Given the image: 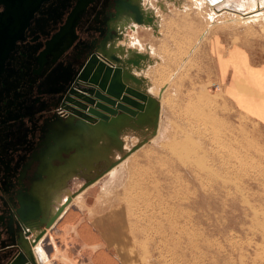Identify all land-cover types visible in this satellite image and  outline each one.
<instances>
[{
  "label": "rangeland",
  "instance_id": "obj_1",
  "mask_svg": "<svg viewBox=\"0 0 264 264\" xmlns=\"http://www.w3.org/2000/svg\"><path fill=\"white\" fill-rule=\"evenodd\" d=\"M144 9L154 26L126 29L119 46L137 40L132 50L148 56L133 71L161 105L159 124L124 129L121 149L99 140L96 168L53 191L50 218L72 199L67 210L103 228L124 264H264V127L227 99L211 55L215 39L264 41V10L210 19L211 7L191 0H145Z\"/></svg>",
  "mask_w": 264,
  "mask_h": 264
},
{
  "label": "flooded vegetation",
  "instance_id": "obj_2",
  "mask_svg": "<svg viewBox=\"0 0 264 264\" xmlns=\"http://www.w3.org/2000/svg\"><path fill=\"white\" fill-rule=\"evenodd\" d=\"M144 1L0 0V264L20 255L28 228L51 219L53 191L87 173L79 165L80 175L61 174L73 164L71 145L83 143L79 130L71 142L73 119L62 106L119 33L124 39L128 17L148 15ZM251 1L227 6L244 10ZM97 137L85 152L94 160Z\"/></svg>",
  "mask_w": 264,
  "mask_h": 264
},
{
  "label": "crops",
  "instance_id": "obj_3",
  "mask_svg": "<svg viewBox=\"0 0 264 264\" xmlns=\"http://www.w3.org/2000/svg\"><path fill=\"white\" fill-rule=\"evenodd\" d=\"M211 55L218 82L227 99L240 113L264 127V41L248 46L242 43L227 45L222 39H215ZM136 121L132 120L133 123ZM81 215L71 208L49 231L46 244L42 243L48 264H59L64 254L67 261L62 264H124L106 231L91 218ZM59 236L66 244L64 252L63 249L60 251Z\"/></svg>",
  "mask_w": 264,
  "mask_h": 264
},
{
  "label": "water",
  "instance_id": "obj_4",
  "mask_svg": "<svg viewBox=\"0 0 264 264\" xmlns=\"http://www.w3.org/2000/svg\"><path fill=\"white\" fill-rule=\"evenodd\" d=\"M133 19L138 25L153 24V17H147L142 12H137ZM144 58L145 56L136 54V57L123 61L117 56L115 49L111 53L102 52L98 61L83 78L86 86L74 90L68 99L67 106L73 119L69 123L70 130H79L83 134L98 130V133L110 136L115 143H121L118 141V131L127 125L126 122L136 119L138 125L146 126L150 125L152 116L156 117L157 122L160 111L158 103L145 91L136 87L142 84V80L136 78L126 68V65L139 67L140 61ZM117 164L111 165L109 169ZM106 174L103 172L99 178ZM91 184L92 182L87 183L82 190H86ZM63 209L46 222V228L54 224ZM44 234L43 231L34 244L47 236V234L43 236ZM20 251V255L9 264H37L28 241L21 244Z\"/></svg>",
  "mask_w": 264,
  "mask_h": 264
},
{
  "label": "bare ground",
  "instance_id": "obj_5",
  "mask_svg": "<svg viewBox=\"0 0 264 264\" xmlns=\"http://www.w3.org/2000/svg\"><path fill=\"white\" fill-rule=\"evenodd\" d=\"M194 4H195V6L197 7V8H204V6H210L211 7V13H209V18L211 19V18H213V17H215L216 16V13L218 14V12L219 11H221V10H223V9H227V10H229L230 12H233L234 14H239V15H243V16H252V15H255V14H258L260 11H262V10H264V3L263 2H261V3H258V2H256L255 4L254 3H251L250 4V6H246L247 8H244V10H238V11H235L234 9H231L229 6H227L228 4H225V2H226V0H191ZM260 1V0H259ZM262 1V0H261ZM254 2V1H253ZM138 3H139V0H138ZM263 3V4H262ZM233 4V3H232ZM140 5V4H139ZM225 5V6H224ZM141 7V6H140ZM239 7V6H238ZM141 9H142V7H141ZM219 9H221V10H219ZM145 10V9H144ZM143 11V10H142ZM223 12V11H222ZM263 12V11H262ZM144 13V12H143ZM145 14V13H144ZM145 16H151V17H153V24H143V25H150L151 27H153L154 26V16H152V14H150V13H148V15H146L145 14ZM264 17H262L261 19H263ZM127 20H133L134 21V19L132 18V17H128V19ZM131 21H129L125 26H124V28H126L127 30H129V29H131V30H133V31H135L137 28V23L134 21V22H131ZM139 26H142V25H139ZM144 28V27H143ZM139 29V28H138ZM119 32V31H118ZM123 39V36H122V34H120L119 33V37H118V40H122ZM118 40H116V41H118ZM116 41H114L113 43H111L110 45H109V52H111V51H113L114 49H115V51H116V53H117V56L118 57H120L123 61H125L126 59H129V58H134V57H136V54H140V53H137V52H134L132 49H134L137 45V43H136V41L137 40H135V42H131L130 41V39H128L126 42H124V43H122L121 44V47L119 46V44H118V46H116ZM125 43L127 44V45H125ZM131 48V49H130ZM137 48V47H136ZM126 49V50H125ZM131 50V51H130ZM141 55H143V54H141ZM143 56H145V58L144 59H142L141 61H140V65H139V67H135V66H129V65H126V68L128 69V71L132 74V75H134L136 78H138V79H141L142 80V84H140L139 86L137 85L136 87H139L140 89H142L143 91H145L146 92V94H148L150 97H152L153 99H155L153 96H151L152 94H151V92H148L147 91V89H146V85H145V80L143 79V78H140V77H137V75L136 74H134V71H133V68L134 69H138V71L143 67V63H145V62H147L148 61V56L147 55H143ZM132 85H134L133 83H131ZM84 86H86L85 85V83H81V87H84ZM135 86V85H134ZM153 93V92H152ZM156 100V99H155ZM156 102L158 103V105H159V107L161 106L160 104H159V102L156 100ZM67 104H68V100H67ZM62 110L63 111H65L66 113H67V115H69V116H71V110L68 108V106L66 105V106H62ZM160 113V112H159ZM66 115V116H67ZM155 120H156V117H154V116H152V117H150V125H146V126H142V125H138V124H136V123H133L132 121H130V123H128L127 125H124L123 127H121L120 129H119V131H118V141H120L122 144L120 145L119 143H115L114 141H113V139L110 137V136H108V135H106V134H100V133H98L97 131L98 130H95V131H91V132H89V133H86V132H84V134L83 133H80L79 135H80V137L82 138V141H83V143H80L79 145H71V144H69V145H71L72 147L70 148V149H74L73 150V152L72 153H70V155H69V158L67 159V161H66V165H68L69 164V162H72L73 164H70L69 166V169L68 170H64V169H62L61 171V174L63 175V174H67V172H72V173H74L76 176L77 175H80V172L82 171L83 172V170L82 169H80V167L82 166L83 168H85V170L87 171V173L86 174H89L90 173V171L91 170H93L94 168H95V164L97 163L95 160H94V158H91V157H89V156H91L90 154L88 155V154H86L85 152H86V150H88V152H89V148H91L92 146H91V144H89L88 143V140H92V138H93V136H94V134L95 133H97V143H98V141L99 140H105L106 142L108 141V139L109 140H111V143L113 144V145H115V146H117L119 149H121V148H123V141L120 139V135H121V133H122V131H124V129H131L132 131H134V132H140V131H142V130H144V129H146V128H157V126H158V124H157V122H155ZM156 124H157V126H156ZM146 127V128H145ZM75 132L76 131H69V135H70V139H71V142H72V136L73 135H75V136H77L76 134H75ZM100 134V135H99ZM105 137H107L108 139H105ZM86 140H85V139ZM76 140H78V136H77V138H76ZM87 141V142H86ZM109 143V142H108ZM80 148L82 149V150H80ZM85 150V151H84ZM100 151V150H99ZM106 151H109V150H106ZM75 155H80L81 156V158H83L82 157V155H87V157L90 159L89 161H80L79 159H81L80 157L79 158H75L76 156ZM108 159V158H107ZM106 159V160H107ZM78 160H79V162H78ZM121 162H123V161H121ZM121 162H119L118 164H117V166H115V167H118L120 164H121ZM80 165V167H79V169L80 170H78V166ZM111 169H113V168H111ZM110 170V169H109ZM108 172H110V171H108ZM108 172H106V173H108ZM83 174V173H82ZM84 176V175H83ZM100 177V176H99ZM99 177H96V178H93V179H90V180H88L83 186H85L87 183H89V182H92V184L86 189V190H88L89 188H91L95 183H97L99 180H101L102 178H99ZM66 178V177H65ZM83 188V187H82ZM86 190H80V191H78V193H76V194H82L84 191H86ZM68 191V190H67ZM67 193V192H66ZM46 194H47V191H46ZM72 196V195H71ZM75 196H77V195H75ZM71 201L69 202V200L66 202V203H64V205L62 206V208L61 209H63V211H62V213L58 216V218H57V221L58 220H60L64 215H65V213L67 212V211H69V210H67L68 208H69V205L71 204V202H72V199H70ZM78 203L79 204H82L83 205V203H84V200L83 199H79L78 200ZM60 204V203H59ZM58 211H60V209L59 210H57V211H55L54 213H53V216H55V215H57V213H58ZM46 217V222L47 221H49L48 219H47V215L45 216ZM52 219V218H51ZM46 222L44 223V224H41V226L40 227H35V228H28V230H29V232L27 233V239H28V244L30 245V248L32 249V251H33V253H34V256H35V260H36V262H37V264H48V262H49V258H48V255H47V252H46V250L44 249V247H42V243H43V240H46V238H47V236H45L46 234H47V231H49V230H52L55 226V222H54V224L50 227V228H46V226H45V224H46ZM34 231H38V232H34ZM45 232V234L43 235V236H45V237H42L41 238V240H39V242H37V243H35L34 244V242L36 241V239H37V237H39V235L42 233V232ZM34 232V236H33V238H31V240L29 239V237H31V235H32V233ZM45 238V239H44Z\"/></svg>",
  "mask_w": 264,
  "mask_h": 264
},
{
  "label": "built area",
  "instance_id": "obj_6",
  "mask_svg": "<svg viewBox=\"0 0 264 264\" xmlns=\"http://www.w3.org/2000/svg\"><path fill=\"white\" fill-rule=\"evenodd\" d=\"M216 89H217V90H220L221 87H220L219 85H216Z\"/></svg>",
  "mask_w": 264,
  "mask_h": 264
}]
</instances>
